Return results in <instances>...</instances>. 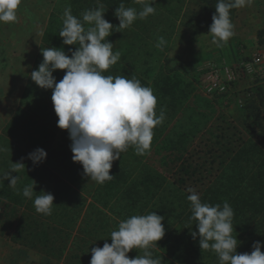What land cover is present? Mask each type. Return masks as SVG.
<instances>
[{"label":"trees","instance_id":"1","mask_svg":"<svg viewBox=\"0 0 264 264\" xmlns=\"http://www.w3.org/2000/svg\"><path fill=\"white\" fill-rule=\"evenodd\" d=\"M121 3L137 11L142 8L134 0H58L43 31L32 71L43 60L41 49L55 47L70 56L69 49L74 51L78 46L63 44L59 36L66 7L82 19L83 12L103 4V14L116 20L117 26L114 10ZM216 4L217 0H154L155 14L137 19L121 32L114 29L106 38L113 43V52L120 51L121 57L103 74L139 79L143 86L152 89L157 97L156 114L163 110L165 119L153 129L149 152L137 155L130 146L112 162L110 174L114 178L102 185L88 180L82 165L72 160L68 131L57 124L52 89L36 85L30 73L19 108L0 133V176L13 163L25 166L11 173L18 176L16 188L10 187L8 180L0 183V237L42 255L46 262L89 264L91 248L102 247L106 241L111 243L110 233L118 228L119 221L156 212L164 217L165 235L151 249L153 258H161V264H218L216 254L201 250L199 237L191 236L197 230L195 221L190 220L187 200L190 193L186 189L191 187L202 203L221 207L225 201L230 204L238 254L250 253L255 241L262 242L264 252L262 86L254 87L242 107L240 129L222 110H198L191 104L194 85L176 68L166 67L169 59H165L166 65H156L154 52L149 47L141 48L147 39L156 44L162 36L167 44L155 51L164 55L178 22L197 32L209 29ZM236 10H230L231 19ZM256 38L264 48V26L257 30ZM128 40H140L142 44L137 50H127ZM64 74L65 70L53 71L56 82ZM37 148L47 153L38 165L28 158ZM33 181L37 193L28 199L22 189ZM42 191L54 196L51 215L35 210L33 200ZM142 254L140 249L127 253L130 259Z\"/></svg>","mask_w":264,"mask_h":264},{"label":"clouds","instance_id":"2","mask_svg":"<svg viewBox=\"0 0 264 264\" xmlns=\"http://www.w3.org/2000/svg\"><path fill=\"white\" fill-rule=\"evenodd\" d=\"M142 6L140 11L125 7L121 3L114 10L119 24L114 26L103 18L105 7L100 4L95 9L82 13V19L66 7L63 14V27L59 36L65 45H78L71 55L61 49L47 47L41 49L43 60L38 69L31 72V79L44 89H52L51 100L58 127L66 129L71 140L72 160L79 162L83 175L98 184L114 178L110 174L112 162L130 146L137 155H145L151 148L153 129L165 119L161 110L156 114L157 97L150 87L143 86L139 79L124 76L104 75L121 57L120 51L113 52V43L106 38L112 31L121 32L130 28L137 19H146L155 14L154 0H134ZM254 0H217L215 13L208 33L211 43L223 47L235 35L230 10L251 6ZM22 0H0V23L17 21V10ZM88 24L85 28L83 25ZM157 48H163L167 41L157 38ZM65 70L62 79L56 82L53 71ZM249 70H251L249 66ZM46 151L37 148L28 154L33 164L42 163ZM25 168L21 162L0 176V183L8 180L16 188L18 172ZM34 184L26 185L22 194L33 199ZM20 191L19 189L17 190ZM187 200L190 202V220L195 221L196 231L191 232L193 239L199 237L201 250H211L218 257V264H264L261 241H255L250 253H237L238 240L233 235L234 212L225 201L211 205L202 203L200 195L189 187ZM54 196L43 192L35 195L33 204L39 214L51 215ZM163 216L156 212L146 215H132L118 223V228L110 233L111 243L91 248L89 264H161V258H153L151 249L165 235ZM132 249L142 250V255L129 258Z\"/></svg>","mask_w":264,"mask_h":264},{"label":"rangeland","instance_id":"3","mask_svg":"<svg viewBox=\"0 0 264 264\" xmlns=\"http://www.w3.org/2000/svg\"><path fill=\"white\" fill-rule=\"evenodd\" d=\"M57 2L22 0L17 10V21L0 23V133L20 106L24 86L39 53L43 31ZM102 15L115 26L116 20ZM231 21L235 35L223 47L211 43L209 29L197 32L191 26L178 22L164 55L155 51L157 43L151 39H147L148 43L141 48L149 47L154 52L156 65H166L165 59H169L166 67L176 68L187 82L194 85L191 104L198 110H222L242 129L238 122L239 114L256 85L262 86L264 97V48L258 46L253 37L257 28L264 26V0H254L251 6L237 8ZM132 41L128 40L127 50L135 47L137 50V46L142 44L140 40ZM126 53L124 50V57ZM257 56L259 61H255ZM216 71L218 83L224 87L222 92L210 87L209 82H213L212 75ZM0 264L59 263L46 262L42 255L0 237Z\"/></svg>","mask_w":264,"mask_h":264},{"label":"built area","instance_id":"4","mask_svg":"<svg viewBox=\"0 0 264 264\" xmlns=\"http://www.w3.org/2000/svg\"><path fill=\"white\" fill-rule=\"evenodd\" d=\"M260 60V57L259 56H257L256 58H255V61H259ZM214 75H212V77H213V82L212 81H210L209 83L211 84L210 85V87L211 88H216V90L217 91H219V92H222L223 90H224V87L223 86H221L219 83H218V81H219V74H218V72L216 71L215 73H213Z\"/></svg>","mask_w":264,"mask_h":264},{"label":"crops","instance_id":"5","mask_svg":"<svg viewBox=\"0 0 264 264\" xmlns=\"http://www.w3.org/2000/svg\"><path fill=\"white\" fill-rule=\"evenodd\" d=\"M261 27H263V26H261ZM260 28V27H259ZM259 28H257V30L259 29ZM257 30H256V32H257ZM256 32H255V34H254V39H255V42H256V44H257V38H256ZM258 45V44H257ZM259 46V45H258ZM262 48V47H261ZM262 55H263V57H264V49L262 50Z\"/></svg>","mask_w":264,"mask_h":264}]
</instances>
